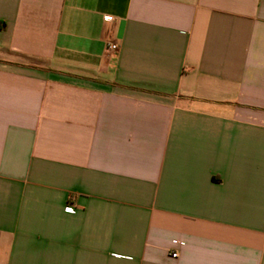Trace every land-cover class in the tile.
<instances>
[{"label":"crops","instance_id":"obj_1","mask_svg":"<svg viewBox=\"0 0 264 264\" xmlns=\"http://www.w3.org/2000/svg\"><path fill=\"white\" fill-rule=\"evenodd\" d=\"M0 264H264V0H0Z\"/></svg>","mask_w":264,"mask_h":264},{"label":"built area","instance_id":"obj_2","mask_svg":"<svg viewBox=\"0 0 264 264\" xmlns=\"http://www.w3.org/2000/svg\"><path fill=\"white\" fill-rule=\"evenodd\" d=\"M106 17L108 19H110L109 16H106ZM118 49H119V45L116 42L108 44L107 45V48H106V50H107L108 53L116 52V51H118ZM172 255L173 256H176L177 254L175 252H173Z\"/></svg>","mask_w":264,"mask_h":264}]
</instances>
